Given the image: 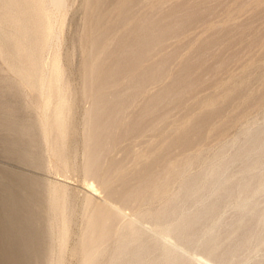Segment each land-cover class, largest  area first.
Instances as JSON below:
<instances>
[{"label": "rangeland", "instance_id": "obj_1", "mask_svg": "<svg viewBox=\"0 0 264 264\" xmlns=\"http://www.w3.org/2000/svg\"><path fill=\"white\" fill-rule=\"evenodd\" d=\"M177 7H181V13ZM63 9L56 11L44 7L39 0H0V30H16L18 24L12 21V13L22 10L30 14L26 23L34 32L35 38L32 40H46L37 58L44 70L42 79L45 80L47 76L45 81L48 85L52 82L53 63L68 53L71 57L67 72L71 76L66 72L65 77L68 83L82 90L90 76H96L95 80L103 82L102 85L110 83L111 79L107 75L99 77L100 69L112 70L116 61L122 60L120 64L125 62L120 65L123 69L120 67L121 73L112 84V89L120 94L126 89L124 84L129 82L126 63L132 61L137 42L144 35H153L158 31L159 36L151 41L152 54L141 59L132 70L134 79L141 70L146 72L154 69L157 74L154 75L155 80L145 86L143 96L127 109L124 117L126 127L120 126V120L112 125L115 137L110 148L102 153L106 174L101 182L76 169L66 170V173L60 170L50 148L39 155L38 150L43 145L41 136L38 131L29 132L28 129L41 116L45 99L18 79L17 65L27 62V52L21 51L19 56L12 54L7 57L0 53V196L4 194L3 185L10 182L9 173L30 179L32 185L36 186V194L26 200L35 212L38 223H47L50 190L54 185L62 184L67 186L73 196L78 211L84 198L89 197L97 208L108 205L112 209H122L123 214L115 221L118 227L128 217H133L138 205H123L112 192L125 186L128 189L137 188L138 178L148 170L159 179L167 162L181 163L187 157L192 160L187 173L196 174L207 168L211 158L217 154L231 156L236 149L232 141L243 136L245 130L264 124V0H69ZM173 14L177 15L174 17ZM49 17L52 22L54 19V23ZM164 18L167 19L164 21ZM42 19L45 25L39 27L38 22ZM141 24L143 28H140ZM87 26L93 30L92 38H96L91 51L88 48L92 38L87 35ZM52 32L60 34L61 38H53ZM55 41L61 42L55 44ZM23 42L27 43L28 39L24 38ZM107 55L112 58L105 60ZM63 63L66 65L67 61L61 58L62 66ZM91 63L95 70L90 74L87 68ZM83 73L90 75L84 76ZM94 91V88L90 90L91 93ZM148 100H153L155 106L150 111L145 109ZM77 106L78 111L72 118L76 123L73 141L65 152L67 161H71L74 167L80 163L84 149L81 129L84 118L81 115L84 117V110L90 109L93 103L90 97H82ZM52 129L50 127L47 132L51 141ZM223 146L226 148L221 150ZM206 162H209L208 165ZM179 179V173L168 175L166 191L170 195L177 191ZM26 193L27 190L23 188L19 190L20 197L24 198ZM153 204L158 205L157 201ZM80 214L78 212L76 215L79 216L75 218L76 226L70 229L72 232L65 252V255H69H64L67 259L63 257V264H79L78 258L72 256L69 250L75 247L80 234ZM141 224L145 230L154 228L149 220H143ZM19 236L23 237V233ZM43 241L42 258L45 262L50 252L45 235ZM190 256L195 264H207L200 251L192 252Z\"/></svg>", "mask_w": 264, "mask_h": 264}, {"label": "bare ground", "instance_id": "obj_2", "mask_svg": "<svg viewBox=\"0 0 264 264\" xmlns=\"http://www.w3.org/2000/svg\"><path fill=\"white\" fill-rule=\"evenodd\" d=\"M39 1L44 7L52 8L57 11L63 9L65 4L67 5V2L69 0L67 2L66 0ZM7 5H9V3H7ZM179 8L178 11L180 12L181 10H179ZM49 14H51V12H49ZM49 14L48 16L51 17V15ZM29 15L30 14L23 12L22 10L12 13V21L18 24L16 25L18 29L16 28V30H12L10 32L7 30H0V53H2L4 57H7V55L12 54L14 56H19V53L21 51L27 52V62L17 65L16 73L19 77L18 79L22 84L31 87L38 93L40 97H43L45 99L41 110V116H39V118L34 121L28 131L31 132L33 130H36L39 132L43 141V145L38 150L39 155L43 154L46 149L50 148L54 154L57 167L60 170L65 171L66 173V170H69L71 168L76 169L80 173L83 172V175L86 174L92 176L97 180L103 182V178L106 172L102 164V153L104 150H108L113 143L115 132L112 129V125L119 120L121 127L126 124V120L124 117L127 115V109L132 106L136 102V100L143 96L142 94L144 93L147 83L155 80L154 75L157 73L156 70L154 71V69L146 72L144 70H141L137 78L135 79L133 78L132 70L141 59L148 56L149 54H152L153 48L151 41L159 36V32L157 31L153 35L149 34V36L144 35L137 42V46L134 47L132 61L126 63L125 70L128 73L129 82L124 84L126 89L123 92L118 94L112 89L114 78L121 73L120 65L125 64V62L120 64L122 60L116 61L115 66H113L115 68H113L112 70L102 68L100 69L99 77L107 75V78L111 79L110 83L102 85L103 82H100L98 79L95 80V78H97L96 76H90L89 79H86V81L84 80L85 87L82 90L78 88L79 86H75V84L73 83H68L66 78L67 76L65 77V73L69 70L68 61L71 57L68 53L61 57L64 61H67L66 65L63 63L65 66H62L60 57V59H56L53 63L51 69L52 82L50 83V85H48V82L45 81L47 79V76L45 77V80L42 79V77L45 75H42L44 74V70H42V68L40 67L41 65L38 61L37 53L44 48V45L47 42L42 38L38 39L37 42H34L32 40V38L34 37V32L32 29L28 28V25L26 23ZM173 15L175 17V15L177 14ZM50 17L49 19H51ZM166 19L164 18V21ZM153 20L151 19V21ZM52 23H54V19ZM38 24L39 27H44L45 20H40ZM140 28H143V24L140 25ZM151 29H153V27ZM51 35L53 38L55 37L57 39V36H59L60 34L56 35L52 32ZM87 35H89V38H92L93 36V30L90 26H87ZM123 37L125 38V36ZM24 38L28 39L27 43L23 42ZM60 38L61 37L59 36L58 40ZM95 41L96 38H92L90 40L88 48L89 50L94 47L96 43ZM60 42L61 41H59V43ZM56 43L59 44L55 41V44ZM60 45L63 46V44ZM47 46H49V44ZM56 46L54 47L57 48ZM46 52L49 53L48 51H45V53ZM110 56L111 55L106 57L105 60L111 59L112 57ZM95 60L97 61V59ZM49 62H51V60ZM88 65L89 67L87 69L91 74L95 70L94 64L91 63ZM47 72H49V70ZM67 73L70 74L69 72ZM83 74H85L84 76H87L89 73ZM189 80L192 81V79ZM93 88L96 89V91L91 93L90 90H92ZM25 95L27 94L25 93ZM82 97H90L93 106L86 111L84 110V117L83 115H81L82 119L84 118L83 128H81L83 129L82 146L84 145V149L83 153L81 154L82 158L80 163L74 167L71 161H67L65 152L67 147L73 141V131L76 128V123L72 121V118L74 114L77 113L76 111H78L76 110V106L77 103L80 102ZM25 98L27 99V96H25ZM173 101L174 100H172L171 102ZM29 103L33 104L32 102ZM154 107L155 106L153 104V100H148L145 109H148L150 111ZM78 108L79 106H77V109ZM50 127L53 128L52 141L51 139H49L47 133ZM14 128H17V126H15ZM150 131H153V129ZM167 143L165 144L167 145ZM232 145H235L236 149L231 156L223 157L222 155H220V153L217 154L214 158H211L212 161H210V163L208 162L209 166L207 168L201 170L196 174L187 173L189 166L192 164L191 158L187 159L189 158L187 157L186 159H183L184 161H182L181 163L176 162V164L174 162L170 163L171 161L169 163L167 162V165L165 164L162 170L163 175L159 179L153 175L151 170H148L145 172V174H142L138 178V185H136L137 188L128 189V187L125 186L116 192H112L114 195L118 196L120 202L123 205H138V207L134 210L133 217L130 219L128 217L129 220L127 219L126 222H122L123 224L118 227L115 225V221L123 214L121 211L122 209L120 210L114 208V210L111 208L112 206L109 207L108 205L102 208H97L95 203L89 197L84 198L85 200L80 206L81 208L78 206V211L75 206L76 204L73 200V196L69 192L67 186L62 184H56L50 190V197L48 199L47 223L45 225H42L37 222L36 214L32 210L30 203L26 200L27 198L30 199L33 195L36 194V186L32 185L30 179L28 178L9 173L8 176L10 182L3 185L4 194L0 196V264H63V257L66 252V243L67 240H69L70 232H72L70 231V229L71 227L76 226L75 218L79 217L76 216L78 212H81L80 215H82V224L79 232L80 234L76 240V245H74L75 247L73 246L74 248H72L71 246L72 249L69 250L68 247L67 249L70 251L69 253L72 256L78 258L77 261L79 262V264H136V261L132 257L122 256L119 251V238L121 235V230L126 223L131 222L132 224H139L143 226L141 222L143 220H149L154 224V228L150 230H144L145 232H154L157 229L165 227L167 217L179 205L187 204L188 206H191L192 204L200 201H204L205 203L200 210V218L198 223L196 224V230H199L206 226H211L214 222L218 221V223L216 224V233L218 239L216 243H213L210 240L202 248L193 250L192 252L200 251L205 257L211 254L210 258L213 260V263L216 264H230V262L233 261V256L236 253V250L243 246L249 239V237H251L258 231L257 222L255 219L251 218L244 219L243 222H241V217L228 207L230 202V190H221L216 195H213V192L215 190V187L218 186L220 173L225 168H231V172L229 173L231 175L232 173L237 172L244 167H248L253 163L264 162V124L248 128L243 133V136H238L232 141ZM225 148L226 146H223L221 150H224ZM75 149L76 147H74V151ZM27 150L30 151V149L28 148ZM75 153L77 152L75 151ZM177 157L178 156H176V159ZM203 158L205 159V157ZM69 160H71V158ZM73 162H75L74 158ZM208 163L206 162L207 165ZM120 170L121 169H119V171ZM171 173L180 174L178 188L173 195H170L171 193L169 192V194L166 191L167 177L168 175L170 176ZM53 183L54 182H52V184ZM19 188L27 190V193L24 197L25 199L19 196ZM233 188H235V184L230 186V189ZM155 201H157L158 205L154 206L153 204L152 206V202ZM230 211H232L231 214H229ZM78 219L76 220V222L78 221ZM21 233H23V237L19 236ZM43 235H45L47 238V245L49 246L50 251L49 253H47L45 262L42 258L44 248ZM178 239H180L184 245L190 246V241H188L183 235H180ZM217 244L219 245V247H217ZM191 253L189 255H191ZM66 255L68 256L69 254ZM159 255V250L155 247V245L150 242H146L144 250L141 253V259L145 261H154L159 257ZM184 264L195 263L193 258H191L190 256V259L188 261H185ZM235 264H239V262L236 261ZM255 264H264V254L255 261Z\"/></svg>", "mask_w": 264, "mask_h": 264}, {"label": "clouds", "instance_id": "obj_3", "mask_svg": "<svg viewBox=\"0 0 264 264\" xmlns=\"http://www.w3.org/2000/svg\"><path fill=\"white\" fill-rule=\"evenodd\" d=\"M231 168H225L219 176L218 186L213 195L221 190H230L228 207L244 219H255L258 231L246 243L236 250L230 264H255L264 254V162H256L248 167L229 174ZM235 184V188L230 186ZM204 201L188 206L179 205L166 220L165 227L154 232H145L139 224L126 223L119 238V251L122 256L132 257L136 264H184L190 259V253L206 245L210 240L216 243L218 237L216 224L196 230L200 218V210ZM183 235L190 246L184 245L178 237ZM146 242H150L159 250V257L152 261L141 259ZM217 247L219 245L217 244ZM198 254H200L198 252ZM211 254L205 257L207 264H213Z\"/></svg>", "mask_w": 264, "mask_h": 264}]
</instances>
